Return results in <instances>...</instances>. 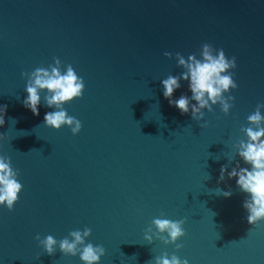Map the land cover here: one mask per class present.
Listing matches in <instances>:
<instances>
[{"label":"water","instance_id":"1","mask_svg":"<svg viewBox=\"0 0 264 264\" xmlns=\"http://www.w3.org/2000/svg\"><path fill=\"white\" fill-rule=\"evenodd\" d=\"M204 43L235 57L238 87L224 93L235 97L227 115L216 104L196 121L169 105L162 80L185 71L177 52L200 59ZM54 58L85 82L82 98L64 105L82 123L76 135L45 125L56 110L46 90L39 115L23 104L21 74ZM182 94L192 95L183 80L172 98ZM261 103L264 0H0V155L23 185L12 211L0 206V264H83L58 244L48 255L35 237L59 242L85 228L86 243L105 248L99 264H155L164 253L188 264H264V220L250 225V197L235 178L219 180L223 165L250 169L234 146ZM154 218L185 221L181 249L144 239Z\"/></svg>","mask_w":264,"mask_h":264},{"label":"clouds","instance_id":"2","mask_svg":"<svg viewBox=\"0 0 264 264\" xmlns=\"http://www.w3.org/2000/svg\"><path fill=\"white\" fill-rule=\"evenodd\" d=\"M165 57L172 58V53L165 52ZM200 59L196 54H191L184 58L179 52L175 54L178 66L185 69L180 75H169L162 80L163 96L168 99L169 105L176 107L181 114H187L191 111L192 118L196 121L204 118L203 109L209 112L213 111L212 106L219 104L221 111L227 115L233 106L230 101L235 97L229 95L225 97L224 93L230 89H236L238 86L233 79L230 69L236 68V59L226 58L223 49H214L209 43L201 46ZM22 77H27L26 92L27 98L23 104L30 109L34 115H39V105L41 103L40 93L46 90L44 101L49 108H55V111L47 112L44 116L45 125L59 130L62 126H68L73 135L78 134L82 129V123L76 117L68 115L64 105L73 101V99L82 98L85 90V82L79 77L69 64L66 71H61V61L54 58V64L48 68L39 67L31 73L24 72ZM181 80L188 82L191 97L182 94L179 99H173V93L181 87ZM195 101L196 103H191ZM261 108L264 103L258 104L254 113L248 116L250 126L242 128L241 131L246 134L247 140L240 141L234 147L236 154L243 160L248 167H241L236 164L231 171H228L227 165L221 167L219 180H225V174L228 179H236L237 187L248 195L243 203L247 210V221L250 225H255L264 220V116L261 115ZM6 106L0 107V126L4 124V115ZM5 139L0 135V140ZM18 170H14L11 164V158L0 155V206H6L9 211L14 209V205L19 199V193L23 185L18 181ZM219 193L225 198L232 195L231 190ZM163 215V214H162ZM184 220H170L166 218H154L152 226L146 229L144 239L149 244L153 237L163 242L165 245L174 244L177 250L183 247L177 241L185 236L183 228ZM153 227L156 229L153 232ZM165 233L167 235H165ZM91 235V229L85 228L83 231L73 230L68 237L59 242L52 236L47 235L41 239L39 235L35 239L43 247L48 255H53L57 244L59 250L65 256H77L83 264H99L101 257L105 255V248L102 245H93L86 243V238ZM155 264H188L187 259H181L173 254L169 258L167 253L155 258Z\"/></svg>","mask_w":264,"mask_h":264}]
</instances>
